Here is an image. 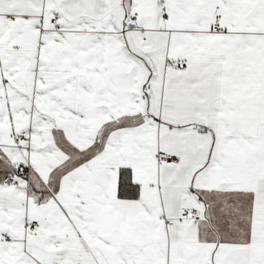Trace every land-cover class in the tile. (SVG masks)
<instances>
[{"label":"snow or ice","instance_id":"snow-or-ice-1","mask_svg":"<svg viewBox=\"0 0 264 264\" xmlns=\"http://www.w3.org/2000/svg\"><path fill=\"white\" fill-rule=\"evenodd\" d=\"M0 264H264V0H0Z\"/></svg>","mask_w":264,"mask_h":264}]
</instances>
